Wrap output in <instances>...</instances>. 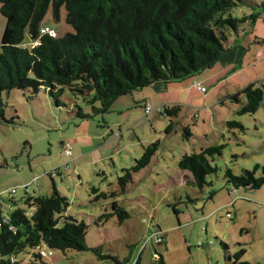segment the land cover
Wrapping results in <instances>:
<instances>
[{
  "label": "rangeland",
  "instance_id": "1",
  "mask_svg": "<svg viewBox=\"0 0 264 264\" xmlns=\"http://www.w3.org/2000/svg\"><path fill=\"white\" fill-rule=\"evenodd\" d=\"M230 13L233 17L259 15L255 22L240 24L238 35L231 32L227 44L232 49L222 52L213 67L182 81L123 95L107 113L93 114L85 100L67 87L56 93L59 106L42 89L36 94L19 89L0 94L5 118L15 116L14 123L0 122L3 211H8V190L13 189V199L21 202L25 190L40 187L41 195L49 194L54 183L68 199L65 214L87 224L88 246L104 256L92 250L62 252L43 246L51 256L32 261V252L37 250L28 249L15 256L19 264H157L156 253L162 254L166 264H229L227 255L240 249L238 243L250 242L257 210L253 200L264 196V185L250 191L230 188L224 170L238 174L256 163L264 164V97L253 114L239 112L245 103L243 94L238 101L232 98L248 84L264 79V0H242ZM41 26L52 28L56 38L74 31L65 21V10L56 20L51 6ZM4 27L0 13V40ZM31 42L25 30L21 45ZM197 82L206 90L197 89ZM76 104L86 117L76 115ZM173 105L180 106L175 118L163 112ZM146 106L151 109L148 114ZM170 120L173 127L166 133ZM230 121L241 126H232ZM186 126L191 136L183 131ZM154 141L159 145L149 165L133 173L126 190L120 192L121 170L129 168ZM218 144L225 147L212 161L217 172L206 178L212 186L200 191L185 184L177 166L180 157ZM68 146L69 156L65 154ZM56 168L58 174L52 177L49 173ZM212 189L215 193L208 199ZM112 191L117 195L94 199L98 193ZM113 200L129 217L122 222L116 215L98 219L109 213ZM153 233L162 236L160 244ZM244 247L247 253L242 260L258 264L263 242L251 241Z\"/></svg>",
  "mask_w": 264,
  "mask_h": 264
},
{
  "label": "trees",
  "instance_id": "2",
  "mask_svg": "<svg viewBox=\"0 0 264 264\" xmlns=\"http://www.w3.org/2000/svg\"><path fill=\"white\" fill-rule=\"evenodd\" d=\"M241 1L0 0V13L5 18L0 40V94L12 89L36 94L42 89L49 92L59 106L56 93L67 87L73 95L85 100L93 114L107 113L123 95L155 84L182 81L213 67L221 53L232 48L227 44L231 32L238 35L240 24L248 20L255 22L259 15L233 17L230 11ZM50 6L56 20L61 9L65 10V21L72 26V33L59 38L39 33ZM25 30L32 42L38 41L37 45L32 42L30 46L21 45ZM240 94L244 95L245 103L239 112L255 113L264 97V79L248 84L232 98L238 101ZM4 108L5 103L0 99V122L14 123L15 116L5 118ZM179 111L178 105L163 109L171 118ZM76 115L87 116L77 104ZM228 124L241 126L236 121ZM172 127L170 120L166 133ZM183 131L191 136L188 126L183 127ZM158 145L159 142L154 141L144 147L141 156L134 159L129 168L121 170L117 178L120 192L126 190L133 173L149 165ZM224 147L225 144H218L184 153L177 166L185 184L200 191L211 187L206 178L217 172L212 161L222 154ZM224 179L233 189H259L264 185V164L256 163L252 169L238 174L226 168ZM214 193L213 189L209 190L207 198L212 199ZM7 194L11 195L7 213L3 211L0 198V263L19 264L15 256L28 249L37 250L32 252V261H41L39 251L43 246L62 252L92 250L98 253V248L87 244V224L65 214L68 199L58 192L54 183L49 194L25 190L21 202L14 200L11 193ZM115 195L116 191L101 192L94 199ZM188 200L192 201L189 197ZM113 215L121 222L129 217L113 200L109 213L101 214L98 219ZM244 252L240 248L227 255L229 264H253L241 260ZM156 254L157 264H166L162 254ZM98 256L104 257L99 253Z\"/></svg>",
  "mask_w": 264,
  "mask_h": 264
},
{
  "label": "crops",
  "instance_id": "3",
  "mask_svg": "<svg viewBox=\"0 0 264 264\" xmlns=\"http://www.w3.org/2000/svg\"><path fill=\"white\" fill-rule=\"evenodd\" d=\"M232 49V48H231ZM230 50V49H229ZM229 50H226V51H229ZM228 59V57H227ZM161 84V83H160ZM156 85V84H155ZM163 86L160 85V87H157V89H155V92L158 93L159 91H161V88ZM159 89V91H158ZM143 96V95H142ZM147 98H143V101L146 100ZM151 100V99H150ZM68 145V144H67ZM70 146V145H69ZM68 146V147H69ZM57 173H55L52 177H54ZM55 185V184H54ZM40 187H37V189L35 190H32V193H35V194H41V191H40ZM57 189V188H56ZM27 191V190H26ZM29 192V191H27ZM13 194V193H12ZM2 194L0 193V198H1ZM23 197V196H22ZM255 200H253V203L257 204V210H255V223L253 225V227L251 228V234L250 232H246V233H249L250 236L253 234V237L252 239L250 240V242H239L238 245L240 248H243L245 250L244 254L242 257H244L247 253L246 249L244 246H246L247 244L250 245L251 241H262L263 242V245H264V196L260 195V197L258 198L257 196L254 197ZM252 198V199H254ZM231 217V214L230 216ZM259 219V220H258ZM245 232V231H244ZM236 253V251L234 252ZM233 253V254H234ZM230 255V254H229ZM246 259V258H245ZM242 260V258H241ZM228 261V260H227ZM229 262V261H228ZM250 263H253V261H251ZM257 263L258 264H264V251L259 254L258 258H257Z\"/></svg>",
  "mask_w": 264,
  "mask_h": 264
},
{
  "label": "built area",
  "instance_id": "4",
  "mask_svg": "<svg viewBox=\"0 0 264 264\" xmlns=\"http://www.w3.org/2000/svg\"><path fill=\"white\" fill-rule=\"evenodd\" d=\"M39 33L40 34H48V35H51V36H53L55 34L54 30L52 28L48 27V26H41L40 29H39ZM32 44L33 45H37L38 44V41L37 40H34L32 42ZM195 85H196L197 89H199L200 91H205L206 90V88L204 86H202L198 82L195 83ZM150 111H151L150 107L149 106H146L145 107V113L148 114V113H150ZM65 154L67 156H69L71 154V150H70L69 147H67L65 149ZM57 170L58 169L56 168V169L53 170V172H51L49 174L51 176H53L55 173H57ZM7 193H11L12 194V193H14V190L13 189L12 190H8ZM226 216L229 217L230 216V213H227ZM152 236L154 237L155 242H157V243H161L163 241L162 236L160 234H158V233H153ZM39 254H40L41 257L45 258V257L51 256L52 255V252L50 250L49 251H46L44 249H41L39 251Z\"/></svg>",
  "mask_w": 264,
  "mask_h": 264
}]
</instances>
